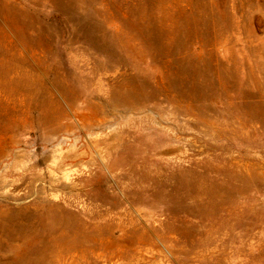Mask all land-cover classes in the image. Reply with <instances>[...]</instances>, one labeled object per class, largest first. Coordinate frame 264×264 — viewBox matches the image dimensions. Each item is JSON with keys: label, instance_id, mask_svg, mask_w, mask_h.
<instances>
[{"label": "rangeland", "instance_id": "obj_1", "mask_svg": "<svg viewBox=\"0 0 264 264\" xmlns=\"http://www.w3.org/2000/svg\"><path fill=\"white\" fill-rule=\"evenodd\" d=\"M0 264H264V0H0Z\"/></svg>", "mask_w": 264, "mask_h": 264}]
</instances>
